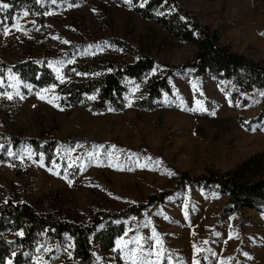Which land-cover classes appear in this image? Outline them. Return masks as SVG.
Returning <instances> with one entry per match:
<instances>
[{"label": "rangeland", "instance_id": "1", "mask_svg": "<svg viewBox=\"0 0 264 264\" xmlns=\"http://www.w3.org/2000/svg\"><path fill=\"white\" fill-rule=\"evenodd\" d=\"M176 1L201 27L216 33L220 44L249 61L264 63V0ZM140 3L132 0L129 7L124 0H63L57 4L41 0L45 13L52 14L29 12L23 16L27 10H22L17 16L27 34L0 20V59L10 66L27 60L48 66L49 61L62 60L61 70L67 77L63 83L58 80L62 85L87 81L134 64L143 56L158 63L155 72L150 71L140 80L124 78V95L132 103L127 106L124 98L122 110L91 112L83 105L66 107L61 97L56 101L60 107H55L38 99V90L32 87L30 92L23 85L20 91L24 99L9 101L0 97V145H4L0 150V202L12 199L28 203L38 212L54 213L82 226L98 213L124 212L128 207L146 204L153 195L170 191L171 199L117 223L130 229L126 239L135 234L137 225H141L139 231L144 237H150L154 227L164 247L172 252L173 264L176 258L182 264H191L193 243L216 253H197L200 264H264V207L243 206L237 211L228 203V194L216 187L181 184L184 174L193 178L210 172L224 174L244 160L264 154V120L260 117L263 105L259 97L239 94L223 79L198 76L194 70L185 69L169 78L171 89L156 100V107H135L136 102L147 98L150 78L166 73L161 64L178 67L192 61L197 52L194 44L176 40L158 23L141 17L136 11ZM170 11L168 8L162 12ZM4 24L9 25L7 36L3 35ZM78 66L109 68L77 75L85 73ZM136 85L139 90L132 91ZM54 92L59 96L57 86ZM45 95L50 97L52 93ZM94 96L84 103H93L98 97ZM197 100L207 111L198 110ZM213 111L215 114H210ZM253 127L256 131L251 130ZM25 139L40 141L42 147L52 144V154L43 153L45 167L33 162L42 152H36ZM17 142L21 144L17 146ZM77 142L83 147L76 148ZM94 145H104L99 159L85 155L94 150ZM112 145L116 148L110 158L107 153ZM9 146L13 153L24 157L23 163L8 155ZM58 146L75 148L71 159L62 149L57 155ZM25 148L35 153L31 159ZM53 161L60 166L59 175L47 170ZM137 161L146 166L138 167ZM81 162L83 171L79 169ZM65 175L72 180L71 186ZM40 242L35 254L38 264L72 261L73 255H67L73 253L74 248L68 246L73 245L72 241L66 239L59 244L43 237ZM93 247L95 264H125L119 250L113 251L116 244L109 252H103L95 241Z\"/></svg>", "mask_w": 264, "mask_h": 264}, {"label": "trees", "instance_id": "2", "mask_svg": "<svg viewBox=\"0 0 264 264\" xmlns=\"http://www.w3.org/2000/svg\"><path fill=\"white\" fill-rule=\"evenodd\" d=\"M2 3L11 5L9 9L0 10V20L9 25L13 22L11 18L17 17L22 10L39 16H44L45 13L41 4H37L35 0H0V4ZM168 8L174 11L157 15L158 11L162 12ZM136 11L141 17L158 23L176 40L194 44L197 52L192 61L184 65L174 67L161 64L166 67V73L164 76L150 78L146 84L147 98L136 102L135 107L146 110L156 107V100L163 95L162 93L171 89L169 78L179 71L190 69L198 76L208 74L227 81L239 94L259 97L263 105L260 117L264 120V96L260 95L264 92V63L249 61L220 44L218 35L208 28L201 27L197 21L190 18L176 0H167L166 3L165 0H148L143 7H136ZM181 17L185 19L182 20ZM125 51L134 54V51L128 48ZM157 66L155 59L143 56L134 64L115 68L111 72L94 76L87 81L62 85L56 79L53 70L44 62L27 60L10 66L0 59V70L4 73L9 68L13 69L23 81L32 85L34 90L55 84L63 106L83 105L91 112H103L108 108L122 110L126 92L124 78L140 80ZM78 68L80 71L92 74L106 71L109 66H99L95 69L81 66ZM93 94L98 96L97 100L89 104L84 103L86 98ZM23 141L29 143L36 152L52 154V144L42 147L41 142L37 140ZM21 142H17V146ZM183 182L218 188L222 193L228 194V203L237 211L243 206L264 207V154L254 155L241 162L236 169L224 174L210 172L208 175L196 178L184 174L181 176V184ZM171 194L173 192L168 191L153 195L146 204L128 207L124 212L98 213L89 223L82 226L62 220L54 213L38 212L28 203H16L12 199L0 202V264H7L8 260H11L12 264H38L35 254L43 237L63 244L66 240L65 233L72 237L74 248L70 264H95L92 254L93 241L99 244L103 252L111 251L117 237L125 232V225L117 223L132 216H139L156 203H164ZM102 226L104 228L100 230ZM18 231H23V236L16 235ZM12 253L16 255L13 256Z\"/></svg>", "mask_w": 264, "mask_h": 264}, {"label": "snow or ice", "instance_id": "3", "mask_svg": "<svg viewBox=\"0 0 264 264\" xmlns=\"http://www.w3.org/2000/svg\"><path fill=\"white\" fill-rule=\"evenodd\" d=\"M35 2L37 4H41V0H35ZM61 2H63V0H61ZM148 2V0H141L140 3V7H143L146 3ZM167 2V0H165V3ZM50 3L52 4H57V0H50ZM124 3L129 5V7L132 6V0H124ZM41 6H43L41 4ZM59 7V5H57ZM68 7H73V6H78V5H73V4H68ZM11 7V5L9 3H2L0 4V10L3 9H9ZM172 11H174V9H171ZM93 11H95L93 9ZM36 14V13H34ZM45 15L48 14H52L51 12H46L44 13ZM163 12H157V15H163ZM29 12L24 11L23 12V16H28ZM12 24H11V28L15 29L16 31H21L24 32L25 34H27L26 29L23 28V26L18 23L17 17L13 16L12 18ZM181 19H185L184 17H181ZM30 23H32L33 25L35 24V21H30ZM9 25L4 24L3 25V35L7 36L9 35ZM262 35H264V33H262ZM63 43H69V41L67 40H63ZM91 47V46H89ZM97 47H99V45H97ZM72 61H68V63H71ZM48 66L50 68L53 69V71L56 73V79L59 80L61 83H63L67 77L63 74L62 72V68L64 66V61L62 60H56V61H49ZM75 71V70H73ZM109 71H111V69H109ZM156 69H153V72H155ZM0 89H4L3 91H0V97H3L9 101H12L15 98H19V99H24V95L23 93L20 91L21 85H23L24 87H27L29 89V91H32V85L27 84L25 81H23V79L19 76L18 73H16L15 71H13V69L9 68L7 70L6 73L3 72V70H0ZM77 75H87L86 73H76ZM192 87L194 89L197 88V85L195 83L192 84ZM56 88L55 84H51L48 85L47 88L44 89H40L36 92V96L38 99L40 100H47V102L49 104H52L55 107H60L58 103H56V101L59 100V96H57L54 92ZM139 90V85H136L135 88L132 89V91H138ZM51 92L52 95L50 97L46 96L45 93H49ZM202 95V93H201ZM261 96H264V92L260 93ZM88 99H95V96H88ZM126 100H128V105L127 106H131L132 101L126 96L125 97ZM197 105H200V108L198 109L199 111H207V109H205L202 105L203 102L197 100L196 101ZM231 103V102H230ZM239 106V105H237ZM113 109H109V111H112ZM189 111H196L197 109H188ZM210 114L214 115L215 112H211ZM245 123H247V121H245ZM243 127V125H242ZM252 131H256V127H253L251 129ZM261 130L264 131V127H261ZM83 147V145H81L79 142H77L76 144V148H80ZM104 145H94L93 146V151H89L86 152L85 155L90 158V159H99L101 157V153H100V149L103 148ZM4 148V145H0V150H2ZM116 146L112 145L110 146V150L107 153L108 157H112L114 150H115ZM61 149L63 150V153L65 155H68L69 158L71 159L70 153L75 151V148L72 147H63V146H58L57 149V155L60 154ZM25 153H27V158L31 159L32 156L35 154L32 152L31 148H25ZM8 155L9 156H13L14 158L20 159L21 162L23 163V159L24 157L22 155H20L19 153H13L11 150V147L9 146L8 148ZM132 155H136L135 153H133ZM148 160H151L150 157L146 158ZM44 161V154L40 153L39 156V160L37 161H33L34 163H37L40 167H45V164L43 163ZM74 163V161H73ZM157 164L160 163L159 160L156 161ZM9 166H14V165H9ZM72 165L70 164L69 167H71ZM112 167H117L118 165H110ZM137 166L138 167H145V164H141L139 161H137ZM59 168L60 166L58 164L55 163V161H53L52 166L50 168H48L47 170L52 172V174L54 175H59ZM79 169L81 171H83L84 169V164L83 162L80 163L79 165ZM65 173H67V169H65ZM169 175H174V173H169ZM64 179L67 180L69 186H71L72 184V180L68 179L67 175H65L63 177ZM109 195H111V193H109ZM169 199H171V197H169ZM7 202V201H5ZM187 207V206H186ZM188 213L187 211H185V218H187ZM131 219H135L134 217ZM165 219H168V217L165 216ZM231 219V218H230ZM148 225L151 224V220H149L147 222ZM147 226V225H144ZM141 227V225H137V230L135 231V234L130 238V239H126L125 237H127V233L128 231H130V229L126 228L125 229V235L124 236H118L115 244L116 247L113 249V251L119 250V256L120 259L123 260L125 262V264H162V261L166 260V264H173L174 262V256L172 254V252L169 249H166L164 247V242L161 239L160 234L156 231V229L153 227L152 228V235L150 237H144L141 235L139 228ZM16 235L18 236H23V231H18L16 233ZM66 239L68 241L72 240V237L68 236L67 233L64 234ZM213 235L215 236H220L219 232H214ZM151 242V243H150ZM11 243V242H9ZM208 241H204L203 244H207ZM69 247H73V245L71 243H69L68 245ZM47 250V249H45ZM207 252H211V254L213 256L216 255L215 252H212L211 249L205 248V247H200L197 246V244L193 243L192 244V261L191 264H200V260L197 257V253H207ZM13 256H15V253H12ZM67 255L69 257H71V253L68 252ZM95 255V254H94ZM245 256H247V253H244ZM207 256H204V259L207 260ZM250 258V257H249ZM38 259V258H37ZM97 260H100V257H96ZM7 264H12L11 260L7 261ZM40 264H43V262L41 261ZM176 264H182L181 261H179L178 258H176ZM221 264H224V262H221Z\"/></svg>", "mask_w": 264, "mask_h": 264}]
</instances>
